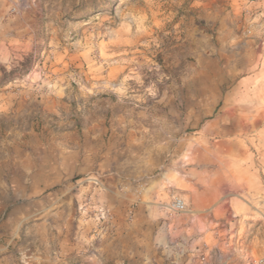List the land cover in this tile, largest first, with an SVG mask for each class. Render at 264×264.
I'll list each match as a JSON object with an SVG mask.
<instances>
[{"label": "rangeland", "instance_id": "374dc122", "mask_svg": "<svg viewBox=\"0 0 264 264\" xmlns=\"http://www.w3.org/2000/svg\"><path fill=\"white\" fill-rule=\"evenodd\" d=\"M263 254L264 0H0V264Z\"/></svg>", "mask_w": 264, "mask_h": 264}, {"label": "crops", "instance_id": "0c3cea01", "mask_svg": "<svg viewBox=\"0 0 264 264\" xmlns=\"http://www.w3.org/2000/svg\"><path fill=\"white\" fill-rule=\"evenodd\" d=\"M190 162L189 159L182 161L184 174L181 184L189 189L197 188L193 193L196 192L198 198L191 197L189 190H183L182 193L190 208L207 209L219 198L223 189L232 183V175L227 169L228 166H225L226 171H222L223 165L219 166L214 156L204 160L199 158L195 165H190ZM229 162L225 161L228 165Z\"/></svg>", "mask_w": 264, "mask_h": 264}, {"label": "built area", "instance_id": "2783aa9c", "mask_svg": "<svg viewBox=\"0 0 264 264\" xmlns=\"http://www.w3.org/2000/svg\"><path fill=\"white\" fill-rule=\"evenodd\" d=\"M171 207L176 211H182L186 208V203L184 199L176 197ZM256 264H264V254L258 260H256Z\"/></svg>", "mask_w": 264, "mask_h": 264}]
</instances>
